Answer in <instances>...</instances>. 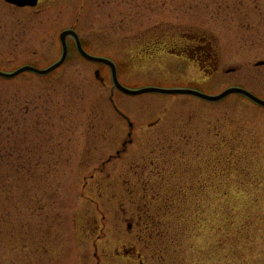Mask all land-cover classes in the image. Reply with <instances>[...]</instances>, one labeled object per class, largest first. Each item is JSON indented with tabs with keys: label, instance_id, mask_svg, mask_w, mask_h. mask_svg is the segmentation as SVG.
I'll use <instances>...</instances> for the list:
<instances>
[{
	"label": "rangeland",
	"instance_id": "obj_1",
	"mask_svg": "<svg viewBox=\"0 0 264 264\" xmlns=\"http://www.w3.org/2000/svg\"><path fill=\"white\" fill-rule=\"evenodd\" d=\"M68 28L130 88L264 98V0H0V69L50 66ZM184 35L216 60L168 55ZM67 40L0 77V264H264V107L124 94Z\"/></svg>",
	"mask_w": 264,
	"mask_h": 264
},
{
	"label": "water",
	"instance_id": "obj_2",
	"mask_svg": "<svg viewBox=\"0 0 264 264\" xmlns=\"http://www.w3.org/2000/svg\"><path fill=\"white\" fill-rule=\"evenodd\" d=\"M6 1H8L10 3H14L18 6H27V5L35 6L38 3V0H6ZM68 35H72L76 39V41L78 43L79 51L85 58L92 60V61H99V62H104V63L109 64L112 68L115 86L119 90H121L122 92H124L128 95H138V94H141L144 92H157V93H161V94H188V95H193L195 97L203 99L205 101L218 102V101H221L226 96L235 93V94L244 95L245 97L249 98L254 103L264 107V99L256 96L255 94H253L250 91H248L244 88H241V87H230V88L224 90L223 92H221L220 94H217V95L207 94V93L201 92L199 90L190 89V88L147 87V88H143V89H139V90H133V89L127 88L119 82V80L117 78L116 67H115L114 62H112L111 60H109L107 58L96 57V56L88 54L82 48L79 36L74 30H66V31H63L61 33L60 38H61V41L63 44V54H62L61 59L59 61H57L56 63H54L53 65H51L50 67H48L46 69H39V68H36L34 66L26 65V66H22V67L18 68L17 70H15L13 72H4V71L0 70V77L13 78V77L19 75L20 73L25 72V71L34 72L38 75H46V74L54 71L55 69L60 67L65 62V60L67 58L68 48H67V44H66V38ZM258 64L259 65L264 64V61L259 62Z\"/></svg>",
	"mask_w": 264,
	"mask_h": 264
},
{
	"label": "flooded vegetation",
	"instance_id": "obj_3",
	"mask_svg": "<svg viewBox=\"0 0 264 264\" xmlns=\"http://www.w3.org/2000/svg\"><path fill=\"white\" fill-rule=\"evenodd\" d=\"M40 3H41V0H39V2H38V5L36 6V7H38L39 5H40ZM24 8H32V7H29V6H26V7H24ZM183 38H184V42H182L183 40H181L180 42H178V43H176V47L178 48V50L176 51L175 49V51H172V48L170 49V52L168 51V55H170V56H175V57H177V58H185V57H187V58H189V59H194V61H197V63L201 66L202 64H211V62L212 61H214V60H216V57L214 56V55H212V53H210L209 51H208V49H207V47L205 48V45H203V44H201V42H196V40H195V38L192 40V42H190V39H191V37H188V36H183ZM164 43H167V41H165ZM192 44V46H190V48H188L187 47V45L188 44ZM203 43V42H202ZM83 47L85 48V46H84V44H83ZM150 48V47H149ZM86 49V48H85ZM142 49H144V48H142ZM151 50H154V51H150L152 54H155V50L157 51V50H162L163 48H161L160 46H158V45H155V47H152V48H150ZM145 50V52L147 51V49L145 48L144 49ZM167 51V50H166ZM76 52H77V54H79L78 53V51L76 50ZM91 53V52H90ZM93 54V53H92ZM80 55V54H79ZM96 55H98V56H103V55H100V54H96ZM89 63H92V64H96V65H98V66H100V67H104V68H107V69H109L110 70V72H111V68L107 65V64H104V63H98V62H91V61H88ZM216 63H214V65H215ZM216 66H213V68H215ZM117 70H118V66H117ZM206 70V69H205ZM96 72H98L99 73V76L101 77V69L98 67L96 70H95V77H96ZM112 73V72H111ZM118 73H119V71H118ZM99 77V78H100ZM97 78V77H96ZM98 79V78H97ZM98 80H100V79H98ZM100 82H102V83H104L102 80H100ZM129 126H130V131H129V133H128V135L131 137L132 136V134H133V131L134 130H132V127H133V124L132 123H130L129 124ZM152 128H153V126H151L150 128H148V129H151L152 130ZM154 131H158V132H160L161 134L162 133H164V131L163 130H159V129H157V130H154ZM132 139V138H131ZM153 139V137H151V140ZM157 139H161V138H157ZM124 145H126L127 143L126 142H124L123 143ZM123 149V148H122ZM119 151H120V148H119ZM112 158V155L110 156V158L109 159H111ZM101 171H102V168L100 169Z\"/></svg>",
	"mask_w": 264,
	"mask_h": 264
},
{
	"label": "trees",
	"instance_id": "obj_4",
	"mask_svg": "<svg viewBox=\"0 0 264 264\" xmlns=\"http://www.w3.org/2000/svg\"><path fill=\"white\" fill-rule=\"evenodd\" d=\"M0 140H2V138H0ZM5 224L6 223H4V220L1 217L0 218V237H4L9 232L8 227L7 228H4V225ZM8 236L12 237V235H9V233H8L7 237Z\"/></svg>",
	"mask_w": 264,
	"mask_h": 264
}]
</instances>
